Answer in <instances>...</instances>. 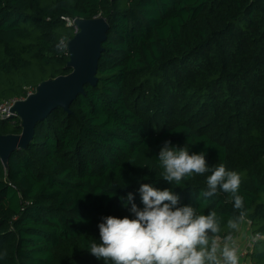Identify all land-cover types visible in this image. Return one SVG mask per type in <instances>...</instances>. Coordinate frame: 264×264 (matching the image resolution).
Wrapping results in <instances>:
<instances>
[{"label":"trees","instance_id":"trees-1","mask_svg":"<svg viewBox=\"0 0 264 264\" xmlns=\"http://www.w3.org/2000/svg\"><path fill=\"white\" fill-rule=\"evenodd\" d=\"M98 15L110 29L97 84L0 157V264H112L89 246L104 217L134 218L121 198L143 208L141 184L215 211L221 237L247 221L259 238L246 260L264 264V0H0V98L70 73L67 18ZM21 132L18 116L0 120V135ZM166 141L203 152L209 171L163 180ZM220 165L241 177V210L219 188L203 195Z\"/></svg>","mask_w":264,"mask_h":264},{"label":"clouds","instance_id":"clouds-1","mask_svg":"<svg viewBox=\"0 0 264 264\" xmlns=\"http://www.w3.org/2000/svg\"><path fill=\"white\" fill-rule=\"evenodd\" d=\"M63 51V39L56 45ZM158 160L163 171L161 177L179 185L193 173L209 171L205 154H189L187 147L178 148L166 141ZM240 175L220 165L207 178L205 196H213L219 188L231 193L234 208L244 207V198L238 194ZM140 195L143 208L133 202L128 194L124 206L131 205L134 218L104 217L98 225L100 242H91L88 251L98 260L112 264H239L238 247L231 233L219 237L221 226L215 211L208 215L197 214L190 205L176 207L178 197L168 189L159 190L151 184H141ZM245 212L227 222L230 230H238ZM211 233V236L209 235Z\"/></svg>","mask_w":264,"mask_h":264},{"label":"water","instance_id":"water-1","mask_svg":"<svg viewBox=\"0 0 264 264\" xmlns=\"http://www.w3.org/2000/svg\"><path fill=\"white\" fill-rule=\"evenodd\" d=\"M76 25L78 31L67 43L70 56L67 66L72 69L71 72L42 81L35 93L15 104L22 132L0 135V157L4 163L7 164L15 151L29 147L38 123L46 119L52 110L62 107L71 112V104L85 92V86L97 84L99 62L110 24L106 17L98 15L76 18Z\"/></svg>","mask_w":264,"mask_h":264},{"label":"built area","instance_id":"built-area-1","mask_svg":"<svg viewBox=\"0 0 264 264\" xmlns=\"http://www.w3.org/2000/svg\"><path fill=\"white\" fill-rule=\"evenodd\" d=\"M67 24L68 25H75L76 32L78 31V27L76 25V19L67 18ZM26 95L20 96V97H13V98H0V120H7L12 119L15 116H18L17 112L14 110V106L18 101L26 99L29 95L36 92V88H33L31 86L26 87ZM240 231V229H239ZM250 241L247 243V245L242 248L240 247L237 238L238 235H232L233 240L238 247V255H239V264H247L246 259L248 258V254L251 251V248L253 247V244L256 239L259 238V235H254L251 233ZM221 239V243H223V237L219 236Z\"/></svg>","mask_w":264,"mask_h":264},{"label":"crops","instance_id":"crops-1","mask_svg":"<svg viewBox=\"0 0 264 264\" xmlns=\"http://www.w3.org/2000/svg\"><path fill=\"white\" fill-rule=\"evenodd\" d=\"M252 232V229L247 221H244L240 226V231L238 234L237 241L240 245V247L244 248L247 243L250 241V236ZM248 264L249 262L246 261Z\"/></svg>","mask_w":264,"mask_h":264}]
</instances>
